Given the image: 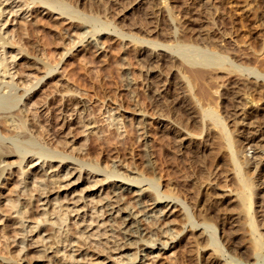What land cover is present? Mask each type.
<instances>
[{"label": "rangeland", "instance_id": "obj_1", "mask_svg": "<svg viewBox=\"0 0 264 264\" xmlns=\"http://www.w3.org/2000/svg\"><path fill=\"white\" fill-rule=\"evenodd\" d=\"M1 1H0V4H1ZM65 1L69 4H72L75 7L76 5L79 6L81 0H65ZM72 1H73V3H72ZM167 1L168 2L166 4L161 3L160 8L158 6V8H155L153 11L146 13V9H145L146 3H147L146 0H97V4H99V5L96 4V8L99 6L98 7L99 18H102L101 20H103V21L104 20H111L113 18L112 21H115L119 27L122 26L121 28L124 29V31L126 30L125 32H127V35L125 37H121V35H118V33H116L115 30H107V31L102 30V31H99L96 33H89L90 28L87 27V28H85V30L86 29H89V30H86V32H85L83 27L75 26V24H73V22H71L70 19H66L65 17H63L64 15L63 16L60 14L58 15L57 10L53 11L52 14L46 13L47 9L46 10L43 9L45 7V5H43L44 7H41V9H40V10H44L43 12L34 11V12H36V13L33 12L34 14L33 13L30 14V12H28V14H27L26 12H24L19 16H18L19 13L17 15H13L14 13H9V11H10L9 9H11L12 5H14V4L10 5V4L6 3L7 0H5L2 2L3 5L2 4L0 5V10H1V8L6 7V6H7L6 10H8V11L4 12L3 15L0 16V28H2L1 32H4L5 30H10V31H6L5 36H6V38H8L9 42L12 41L15 43V44L14 43L5 44V46H1L2 48L0 47V54H1V56H4V57H8V56L12 57V55H15V54L18 55L15 58L16 63L18 62V64H16L17 67L12 68L11 71L14 72L16 69H18V71L23 73V76H21L19 79L21 84L25 85V84L29 83L28 81H32V80L36 81V77L43 74L44 66H43V64H41L42 63L41 58L44 57L43 59L46 61H48L47 59H50V60H52L51 62H53V63L56 60L60 61V64L58 65L57 70L54 72L55 73L54 77L51 78V77H49L50 75H45L44 78L42 79V82H41L42 87L40 88L41 92H38L39 97L37 95L33 96V94H31L32 96L30 95V97H29V99H31V100L27 99L28 98L27 97L25 99L26 101H24V103H22L24 109L27 108V111L30 110V111H28V113L31 112L29 114L28 118H31L32 116L37 115V118H39V119H37V121H38L37 123H39L40 125L44 124L40 128L43 129L44 131L48 132V133L46 132V135H47L46 137L48 138V140H50L51 145L61 146L65 151L70 152V153H72L78 157L83 158V160H85L88 163L98 164L101 167L103 166L102 168L105 170H114L115 169L116 172L118 170L119 172H123L125 175L127 174L129 176H131V175L136 176V175L141 174L145 178H147V177L150 179L153 178L156 185H158V182H159L158 189L160 191L169 190L174 194H180L181 195L180 198L183 201H185L186 208L182 207L181 203L178 205L177 204L173 205L171 207L172 202L169 203L170 205L169 204L165 205L168 201L164 202V200L167 198H163L162 203L164 202L163 203L164 206H160L161 210L158 207L152 208L154 196L152 194L153 189H152V187L149 186V181H151V180H145L144 182L137 184L136 182L129 181V179H123L122 176L121 177L112 176V177L105 179L103 181L100 180L101 182H97V180L99 181V179L104 178L106 173L104 171H98V172H94L93 173L94 175H93L92 172L90 173L88 171V168L86 170L82 171L81 177L84 176L85 178L82 177L79 181H77V180L74 181L77 178L78 174H76V177L71 176L70 179L65 181V182L60 180V177L58 178V176L55 175V176H57V179L54 178L55 180H53L52 183L50 182V187H55V189L54 188L52 189L53 192L54 191L55 192L50 194V199H51L50 202H52V207L55 205L60 207L63 204V206L61 208L62 210L60 209L61 211L59 210L60 212H58V216L60 215L59 217H61V218L58 219L59 225L56 228L59 230H57L55 228L52 229L50 227L51 224L43 225L42 227L43 228L46 227V228L42 231V235L45 236L47 231H51V229H52L53 235L52 234L51 235L56 240L62 239V241H63L62 243L60 242L59 244H54L55 249H59V248L62 249V251H60L61 253L59 255L62 254L64 256L63 252L64 253L69 252L67 249L66 250L64 249V247L67 244V242L69 241V239L72 238V239L76 240L77 239V238H75L76 234L78 235V233H87L88 234V236L86 237L87 240H85L84 243H85L86 247H88L85 250L88 254L86 253L87 254L86 257L84 256L83 261L85 263L82 262V264L83 263L84 264H86V263H88V264H126V263H129V264H131V263L132 264H204V261L207 259L206 257H208L210 255L208 253H210L212 251V248H213L212 246H210V245L209 246H203V245H199L197 242H193L192 245L189 246L186 250L183 247L185 238L193 237V235L194 236L199 235L202 232V229H199V228H201L203 225L198 226L197 228L189 225L188 222L185 225V223L188 219V216L191 217L193 220H196V221L198 218H200V212H201L200 209L202 208L201 207L202 205L200 202H198L200 200L197 199L196 194H198V193H196L195 190L197 192L199 191V194H198L199 196L201 195V193L202 194L206 193V195H207V192L209 193L211 189H217V191H219V193L225 194L226 197L230 196L231 194L232 195L234 194L233 192L230 191L231 188L229 186H227V187L223 186L222 187V185H221L222 182L223 183L229 182V180L232 179V176L234 175L233 171L228 169L229 171L226 170L227 171L226 172L225 169L221 168L222 166L220 168L216 167L219 165L215 161H213L214 163L212 164V162H210L209 160L207 161L204 158L205 153L206 154H207V152L210 153L209 151L211 150V147H212L211 145H209L210 142L212 143V141H211L212 135L211 134H213V132L215 131L216 128L212 127L213 125H211L210 126L211 131L209 130L207 132L205 129V131H203L201 133V132H197V131H200L199 129H196L194 131V129L189 128L190 127L189 126L188 128L190 129V131L192 130L190 132L189 129L186 128L188 126V125H186V123H184L185 125L184 124L179 125V123H177V122L171 123L172 118L173 117L175 118L176 115L183 113L182 111H185L186 110L185 108H187V110L185 111L187 113L188 108H189V106H191V103H192V101L190 100L191 103H190V105H188V107H186V104L183 105V103H181V105H179L180 103H178V104L175 103L177 100L175 98L178 95L177 91L178 90L180 91L181 90L180 88L184 89L188 86L186 88V90H188V91H186L187 95L192 96L193 94H191V91H190V84L185 80V78H183V76H181V74H179V73L175 74L176 70H173L169 67H165L166 64L165 65L160 64L161 63L160 60H159L160 63L157 62L158 60L153 62L154 61L153 59L150 61V60H148V57H146V55L150 56V54L157 53L158 51H163L162 49H166V48L162 45H158L157 47H153L148 42L141 43L142 46H141V44L136 46V44L133 43V41H130L132 39V37L129 36L130 29L132 30L131 33L133 32V30L136 32L138 31L143 36L146 35L147 38H149V37L153 38L154 37V39H155V37L158 38V35H159V38L164 37V39H162V40L159 39V41L161 40L164 42H170V40L173 38L171 36H173L175 34H176V36H178V34L181 31L183 32V29L185 28V26L187 27L188 32L190 31V34L192 33L191 31L193 29H195V30H193V33H195L196 35L200 34V29H203L202 26L205 23L203 24V21L198 19L197 14L193 13V11L191 13L187 12L188 7H189V9L191 8L190 7L191 5L188 6V4L195 2V0H167ZM89 3H90V0H89ZM175 3L178 4V7H175L173 9V13H172V11H168V9ZM33 4L34 3H31L29 8H31L33 6ZM100 5H102V7H100ZM234 5L235 6H234L233 12H236V13H234V15H236L235 16L236 21L239 22V26L237 27L239 29V32H241L242 34L248 32L252 36H253V34H255V35L258 34L261 36L259 38L261 40H263L264 39V35H263L264 29H262V28H264V23H263L264 22V16H262V15H264L263 14L264 11L260 12L259 14H257L258 13L257 12L255 14L256 16L250 12L251 16L254 17V19H253L250 16V18L252 19V20H250V18L247 19V17H246L247 13L244 14L245 12L243 11V8H240L236 4H234ZM8 6H9V8H8ZM82 6L83 5H81V7ZM229 6H231V5L229 4ZM88 7H90V5H88ZM235 7H236V9H235ZM100 9L102 10V12L100 11ZM122 9H123V11H122ZM185 9H186V11H185ZM181 10H183V11L181 12ZM170 13H171V16H173V17L175 16L174 20H171ZM135 14L137 16H135ZM217 14H218V12H217ZM244 15H245V17H244ZM257 15H258V17H257ZM167 16H168L170 23L172 22L171 26L172 25H174L175 27L177 26L175 29L173 28L174 26L171 27V30H169V32H167V30L164 27L163 21L165 19L164 18H163L164 20L162 19V17L166 18ZM260 17H261V19H259ZM7 18L9 20L4 25L5 20L7 21ZM115 18L116 19L118 18V19L116 20ZM137 18H138V20H137ZM244 18L248 21L246 22V20ZM258 19L262 20V21H259ZM20 20H22V22ZM228 20H230V19H228ZM129 21H131L132 23ZM20 22H21V24H19ZM159 22L161 23V25ZM184 22H186V24H184L185 26L182 27L183 25H181V24ZM22 23H24V24H22ZM249 23H251V25ZM217 24L213 25L214 28L211 29V32H213L214 30H217L214 32L223 33L224 27H222L223 25L221 24V21L218 20ZM252 24H254V26H252ZM132 26L133 27L138 26V27L133 28ZM230 26H233V25H230ZM241 26H243V27H241ZM251 26H252V28H251ZM203 27H205V25ZM191 28H193V29H191ZM218 28H219V30H218ZM220 28H221V30H220ZM234 28H236V27H233V30H235ZM20 29H22V32L20 31ZM254 29L255 30L257 29V30L255 31ZM16 30H17V32H16ZM173 31H175V32L177 31V32L172 34ZM253 31H255V32H253ZM29 32H30V34H29ZM78 32H79V34H78ZM83 32H84V34H83ZM182 32H181V34H182ZM233 32H235V31H233ZM133 33H135V32H133ZM169 33H170V35H169ZM160 34H161V36H160ZM79 35H81L83 37L85 36V37L81 41H79V39H80ZM230 35L229 36L225 35V37L227 39H229L230 41L232 39L235 40L234 38L237 35V32L232 33V36H230ZM247 35H248V37L250 36L249 34H247ZM71 40H73V42ZM91 40H93L92 43L90 42ZM233 40H232V43L234 42ZM96 42H99L98 44H99V46H101L100 48ZM103 43H104V45H103ZM21 46L24 48L23 52L25 53L26 57L25 56L21 57L22 53H17L18 48ZM69 46H72V49L68 51L67 48H69ZM151 48H153V49H151ZM154 50H155V52H154ZM149 51H150V53H149ZM240 56H241V58H244V57L246 58L245 54H241ZM10 57H8V58H10ZM39 59H40V61H39ZM144 59L146 61L148 60V62L150 61L149 64H147V62L144 61ZM11 60H12L11 58H10V60L8 59L9 62ZM80 60H81V62H80ZM31 63H32V65H31ZM154 63L157 64L159 67L157 65H155ZM160 66L161 67L163 66V67L161 68ZM23 68H24V71H21V70H23ZM165 68H166V70H165ZM150 69L151 70L153 69V70L151 71ZM169 70H171V71H169ZM216 74H219L218 75L219 78L217 77V80L220 79L217 81L216 85H219L220 82H221L220 84H222V81H224V83L222 85L218 86V88L220 87L219 89H216L214 91V90H212L213 89L212 85L214 84L215 88H217V87L215 85L216 78L213 79L214 83L212 82L213 84L210 85V86H212V87H210V89L212 88L211 92L214 91L215 93H211V94H213L211 98H212V100H214L213 101L214 103L217 100L219 102V104H221V105H219L220 106L219 108L223 107L222 110L226 109V110H228V112L230 111L229 113L227 112L230 116L227 113H225L224 110L222 111L223 119L224 118L227 119V120H224L227 128H229V130H231V128H232V132L234 131L233 133H235V135H237L239 139L243 140L242 144L244 146V152H245V153L243 152L244 156H246V157L249 156L248 158H249L250 162H249L248 166L251 168V174L253 176V179L256 182L260 183V185H261L260 188L262 189V188H264V95L261 92V90L259 91V89H260L259 87H262L263 85H261V86L256 85L255 86V88L258 89L259 94L256 93V91H255L254 97H253V93H252V96H251V93H249L253 89L250 91L248 90V92H246L244 90L246 94L243 93L244 91H242V90H241V92H239L240 93L239 97H241V101L239 100L240 99L239 98L235 103L237 104L239 101L238 105H240V104H243L246 102L245 103L246 106H245V104H243L242 106L241 105L240 106L233 105V107L231 106L228 108V106L224 107L223 106L224 104H222V102L225 101V97H224V95L221 94V92H224L226 90L225 88H228V86L230 85V84L228 85V83H229L228 81H230L231 84H233V86L238 85V84L241 86V82L243 80L241 77L238 78V76L228 77L229 75L226 76L220 72H217ZM178 76L181 79H179ZM221 76H223L224 79ZM15 77H17V74L15 75ZM213 77H215V76H213ZM226 78H228V79L232 78L231 79L232 81L230 79L227 80ZM7 79H9V78H7ZM127 79H128V81H127ZM46 80L50 81V82L47 84ZM250 80H252V79H250ZM235 81L237 82V84L234 85ZM179 82L182 84L181 86H180ZM41 83H40V85H41ZM248 83H249V85H252V86L255 85L249 81H248ZM64 84H67V86H70L73 91L72 90L71 91L65 90L66 92H64V90L60 91L61 87L63 88L62 85H64ZM183 85H185L186 87ZM64 86H66V85H64ZM229 87H232V85H230ZM173 88H175V89H173ZM53 89H54V91H53ZM55 89L58 91V93L55 92L56 91ZM166 89H167V93H165ZM261 89H264V86ZM105 90L107 91L106 92L107 95L104 92ZM109 90H111L110 92L113 95H109V93H108ZM175 90L177 93L175 92ZM112 91H113V93H112ZM137 91H139L138 92L139 95H137ZM172 91H174V92H172ZM262 91L264 92V90H262ZM53 92H54V94H53ZM40 93L44 97H41V95H39ZM131 93H133V94H131ZM217 93L220 95H218ZM71 95H73V97L75 95L79 96L80 99H82L84 101V107L80 108L78 105H76L77 106L76 107L75 104L73 102H71L72 100H70ZM136 95H137V97H136ZM148 95H150V96H148ZM217 95H218V97H217ZM258 95H259L260 99L258 98ZM180 96H181V94H179L178 99L180 98ZM213 96L214 97L216 96V97L214 98ZM248 96L253 99L252 100L253 102L250 101L251 98H248ZM37 97L38 98L41 97V100H40L41 102L44 101V100H42L43 98H46L47 102H45V101L43 103L40 102V104H41L40 105V104L36 103L37 101H39V99L36 100ZM173 97H175V98H173ZM243 97L248 98V99L246 100ZM256 97L258 98L257 100H256ZM131 98H133V99L131 100ZM141 98H142V100H141ZM153 98H155V99H153ZM137 99H139V100H137ZM152 99H153V101H151ZM172 99H174V101ZM191 99L193 101H195V98L192 97ZM155 100H157V101L155 102ZM162 100H165V101L163 102ZM255 100L257 102H255ZM65 101H67V103ZM138 101H139V103H137ZM143 101L147 104H145ZM160 101H162V102H160ZM166 101H168L169 103ZM187 101H189V100H187ZM247 101H249V102H247ZM141 102H143V103H141ZM25 103H27V104H25ZM153 103H154V105H153ZM156 103H158V104H156ZM161 103L163 105H161ZM165 103H166V105H168V104L170 105L171 103H173V105L175 107L177 106V108L179 105V108L178 109L176 108V110L172 109V111L169 110L170 113H172V116H170L171 114L169 113L168 109H164L162 111V107L165 106L164 105ZM144 105H145V107H144ZM158 105H160L161 107L159 106L160 108H157ZM192 105H195V104L192 103ZM146 106H148V107H146ZM155 106H156V108H155ZM141 107H144V108H141ZM183 107H184V109L182 110ZM153 108L158 109V110L154 111ZM141 109L144 111H140ZM159 109L161 111H159ZM246 109H248V110H246ZM37 110H39V111H37ZM55 110H57V111H55ZM34 111H35V113H34ZM145 111H146V113H145ZM147 111H148V113H147ZM176 111L177 112L179 111V113H176ZM190 111L191 110L189 109V112ZM55 112L57 114H59V118H57V119L55 118L57 121L55 119H53L54 117L52 115H50L53 113L55 115L56 114ZM162 112H163V114H162L163 117L160 115ZM164 112H165V114H164ZM185 112L183 113V115L185 114ZM166 113L168 115L167 116L168 119H167V117H164V116H166ZM175 113H176V115H175ZM223 113H224V115H223ZM39 114H41V115L39 116ZM185 115H184V117H185ZM49 116H50V118H49ZM226 117H228V118H226ZM177 119H178V117L176 118V120ZM44 120H46V122L48 121L49 123L44 122ZM54 121H56L55 124H54ZM28 123L29 122L27 121V124ZM175 124L177 125V127ZM60 127H61V129H60ZM173 127H174V129H173ZM132 128L134 129V131H135L134 133L136 136L138 133L142 132V134H141V136L133 137V138H136V141L134 140L133 143L130 144L131 146L127 147V149L125 150L123 144L127 143L126 142L127 137L130 136V134L133 130ZM143 128H144L145 132H143ZM57 129L59 130V133L56 132V134H55V131H57ZM130 130H131V132H130ZM136 131H139V132H136ZM138 135H140V134H138ZM165 135H167V137H165ZM170 135L172 136V139H171ZM206 136H207V138H206ZM107 137H110L111 138V139L109 138L110 141H112L113 143L116 144L115 145L111 142L112 145H110L109 146L110 148H108V149H112V150H108V149L103 150L104 146H102V145L106 144V142L108 140ZM160 137H161V139H160ZM164 138H166L167 141ZM169 139H171V141ZM204 139H205V141H203ZM206 139L209 141H207ZM59 140L60 141L63 140V142L61 141L62 144H60ZM168 141H170V142H168ZM198 142H200V143H198ZM63 143H64V145H63ZM205 144H206V147H205ZM91 145H95V146H92L95 148V150L92 153H88L87 150ZM119 146H120V150L118 148ZM197 147H199L200 149L199 148L197 149ZM206 148H208V149H206ZM203 149H206V150H203ZM202 150H203V152L205 151L203 154L204 157L202 160L204 162L206 161L205 162L206 164H203V162L201 160L202 153H203ZM146 152H149L150 154L147 153V154H149L147 156ZM196 153H198L199 155ZM196 155L200 156V157H197ZM11 159L15 160L16 157H12ZM147 159H152L150 162H148V164L150 163L151 166L153 165V167L156 168L155 170L158 171V172H156V171L150 172V173H153V175L150 173H148V176H146L147 174L145 175L144 170H145V165L147 163ZM26 161L21 167H24L25 169H27L29 167L27 169L28 172H30L28 175V178H27V180H28L27 183H30L28 185L29 192L34 191L32 194L33 197L30 200V203H32V204H30V206L37 208L38 207L37 205H40L39 203L42 202L41 201L38 203V201L36 200L38 198L37 197L38 196V194H37L38 190L36 189V187H37L36 183H39V182L35 181L38 174H33V170L38 165V162L36 163L35 162L36 160L34 158H29ZM199 161H200V164H199ZM144 163H145V165H144ZM207 163L209 164V166L207 165ZM73 165H75V164H70L71 167H74ZM199 165H202V166H199ZM220 165H221V163H220ZM199 169L203 170L202 172H204V174L203 173H202V175L201 174H198V175L195 174L196 171H197V173L201 172ZM204 169H205V171H204ZM18 170H19V166L16 163H14L10 167V170L8 172L6 171L5 177H7V176H9V177L6 178V180H3V183H1L2 187H0V193L2 194L1 195V197H2L1 201L4 203L7 202V198L10 197V194H11L10 191L14 185L17 184V186H16L17 190H23L24 189V187H22L24 184H22V185L19 184V180H21L23 175H21ZM54 170H55V168H51V169L48 168L49 172H53L52 174L55 173ZM63 171L65 172V170H63ZM63 171H62V173H63ZM221 171H222V173H221ZM20 175H21V177H20ZM85 175L87 176V178ZM204 175L207 176V178ZM208 175H209V177H208ZM157 176H160L161 178L160 177L158 178ZM199 176H203L204 178L202 177L203 179H201V177H199ZM195 177H196V179H195ZM92 179H94L95 182ZM226 179H228V180H226ZM68 182H69V184H68ZM96 182H97V184H94ZM207 182H208V184H207ZM219 182H221L220 185H219ZM70 183H72V184H70ZM91 183H93V184H91ZM128 183L133 184V185L130 186V184H128ZM18 184H19V186H18ZM59 184H61V186L62 185L63 186L60 187V186H58ZM134 184L136 186H134ZM117 185H119L120 188L123 187L122 190ZM140 186H142L143 188H146V190L149 189V192L151 190V192H150L151 194L148 191H146V193L148 192L149 194L148 193L147 194L146 193L141 194L143 191L142 192L139 191ZM196 186H198L199 189ZM209 187H210V189H209ZM56 188H57V190H56ZM7 189H9V190H7ZM111 190H113V191H111ZM115 190H117V191H115ZM136 190L139 191L140 193L137 192ZM126 191H128V192H126ZM180 191L182 192V194L180 193ZM7 192H8V195H7ZM112 192H114V193H112ZM115 192L117 193L116 195H115ZM118 192H119V194H118ZM136 192H137V194H136ZM82 195H86V196L85 197L83 196L84 197L83 198ZM149 195H151V196H149ZM199 196H198V198H199ZM78 197L79 198L82 197L81 201H77L78 203L76 202V205H75L72 202L73 201L75 202V200H77ZM106 197H108V199ZM116 197H119V198H116ZM66 199H69V201L70 200L71 201L66 202L65 201ZM115 199L118 201L120 199V202H118V201L116 202ZM196 199L198 201L195 202ZM256 199H257V196H256L255 201H254V208L259 210L260 215L264 214L263 209H261L262 205L259 204V202L257 203ZM53 200L55 201L54 203H53ZM97 200H98V202L101 201L99 203L100 205L97 204ZM27 201H29V200H26V203H27ZM138 201H140V202L138 203ZM144 201H146L147 203H145ZM151 201H152V203H151ZM55 203H57L58 205ZM109 203H110V205H109ZM111 203H113L112 204L113 208H111L112 207ZM128 203H129V205H128ZM137 203L139 205H137ZM71 204H73V205H71ZM107 204H108L109 208L107 207ZM131 204L134 207L135 206L136 207L134 208ZM94 205L95 206L97 205L95 207L96 210L94 208ZM127 205L129 207L130 206L131 207L129 208V207H127ZM66 206H69L71 208L72 207H74V208L78 207V208H80V210H79V212L76 210L71 212V214L68 215L69 218L67 219V221L62 223V216H65L64 212L66 211ZM100 206L103 208V211H101L102 214L106 210H108L107 212H109V213L106 212V214L104 213L105 215L100 214L99 216L102 218H99V216H97V217L95 216L96 215L95 211H97V210L99 211V209L102 210V208ZM122 206L124 207V209L126 211L122 210L123 209ZM39 207H42V206H39ZM141 207L143 209L144 208L146 209V207H147V210L145 211V210L141 209ZM180 207H182V208H180ZM64 208H65V210H63ZM97 208H99V209H97ZM105 208H107V209H105ZM155 208H156V210H155ZM129 209H130V211H129ZM137 209H139V211L143 210L141 212V214H139L140 212L137 213ZM134 212L138 214V216L136 214L137 217L129 218L127 220L122 219L123 217L125 218L126 216L129 217L130 215H128V213H130L132 215L134 214V216H135ZM143 212H144V214H142ZM145 212H148V213H145ZM151 212H152V215L154 214L153 217H150V216H152V215H150ZM154 212H156V213H154ZM90 214L92 215V217ZM98 214H99V212L97 213V215ZM146 214H148L147 217L145 216ZM156 214H157V216H156ZM53 216H55V214ZM93 216H95L97 219L99 218L98 219L99 221L97 219H96L97 221L94 220L95 217H93ZM143 217H144V220H143ZM145 217L147 219H145ZM138 218L139 219L142 218L141 221H139ZM54 219H57V218H53V220ZM131 219H133L134 221ZM83 220H85L87 223ZM92 220L95 221V223L92 224L91 223V222H93ZM146 220H148V221L143 222ZM124 221H125V224L123 223ZM208 221L210 222V220H208ZM231 221H233V220L231 219ZM78 222H80V223H78ZM103 222H105V223H103ZM130 222L131 223L134 222V223L131 224ZM97 223H99L100 227L96 226ZM140 223H141V226L139 225L136 227V225H138ZM87 224L89 226H87ZM100 224H102L103 226ZM129 224H131V225H129ZM84 225H86V226H84ZM144 225H147V226L151 225L154 229L151 228V226H150L151 231L150 230L147 231L149 229V227L144 226ZM154 225L160 226L161 228L157 227V226L155 228ZM133 227H136L137 230H136V228H133ZM63 228H64V230H63ZM132 228L135 229V231H138V233H136L134 230H132ZM145 228H146V231H144ZM193 228H194V230H193ZM68 229H70L69 233H67ZM127 229H128V231H126ZM155 229H157L156 232H155ZM124 230L126 232L133 231L135 233L133 235H129ZM94 231H97V232H94ZM161 231H162V233H161ZM217 231L218 232H216V233L218 235H220L219 229H217ZM103 232L104 233L106 232V233L104 234ZM141 232H143V234H139ZM148 232H150V233H148ZM163 232H164V235H162V236L160 235V238L164 239V240L168 239V241L170 243L166 246L167 249H164L165 251L163 250L161 252L162 254L156 258L155 254L158 252L155 251L154 253H150V251H151L149 249L150 247H147V245L149 244L148 240L150 238V236L148 234H150V235L155 234L156 235L158 233L156 236V237H158L159 233L163 234ZM99 233H101V234H99ZM54 234H57V235H54ZM69 234H71V235H69ZM87 234H85V235L83 234V235L86 236ZM124 234L126 235L125 238H124V236H125ZM135 234H139L140 236L139 235L137 236ZM155 235H154V237H155ZM168 235H169V237L167 238ZM170 235L173 238H171ZM204 235H205V233H204ZM34 236H35V238L37 237L36 235H34ZM66 236H68V237H66ZM99 236H101V237H99ZM148 236H149V238H148ZM174 236H176V238ZM64 237H65V239H63ZM127 237L130 239H128ZM145 238L147 240H145ZM4 239H5V237L3 236V232L0 229V242L4 241ZM55 239L53 241H55ZM67 239H68V241H66ZM137 239L141 240V242H139V240H137ZM143 239H144V241H143ZM10 240L13 243L12 244L13 248H18V246L20 244V243L18 244V242L20 241L19 235L17 237L12 235ZM90 240H91V242H90ZM125 240H127V241L133 240L134 242L130 241L133 243H132V246L131 245L129 246L128 244L130 242L129 241L127 242ZM82 241H84V237H83ZM142 242H144L146 245ZM93 243H94V245H93ZM99 243L101 245H99ZM117 243H119V244H117ZM40 244H41V242L36 243V245L34 243L33 246H36V247L31 248L28 251L29 254H28L27 259H28V261L30 260L29 264H49L48 261L46 260V259H48V256L46 258L45 257L41 258V256H39L40 254L37 253V252H39L38 249L42 247V245H40ZM140 244L142 246H140ZM87 245H89V246H87ZM91 245L93 247H91ZM158 245L161 246V244H156L155 247ZM100 246H103V247H100ZM117 246H118V249H117ZM136 246H138L141 249H139ZM69 247L70 246H68V248ZM119 247H120V249H119ZM101 248H102V251H101ZM142 248H143V250H142ZM137 249L140 251H138ZM94 251H101V254L103 252L104 253H103V255L99 256L98 254H94ZM135 252L137 254L139 253L138 255H140L139 257H137V259L134 258V257H136V256H134ZM33 254H35V255H33ZM104 254H106L107 256ZM124 254H125V256H124ZM147 254H149V255L147 256ZM150 254H152V255H150ZM226 254L228 255L227 252H226ZM226 254H224L225 257L227 256ZM224 255H222L221 257L225 258ZM87 256H88V258H87ZM90 256H91V258H90ZM131 256L133 257L134 260L135 259L136 260L134 261L133 259H131ZM128 259H131V260H128ZM90 260L92 261V263H90ZM126 260H128V261H126ZM132 260L134 262H132ZM26 263H27V261H26Z\"/></svg>", "mask_w": 264, "mask_h": 264}, {"label": "bare ground", "instance_id": "obj_2", "mask_svg": "<svg viewBox=\"0 0 264 264\" xmlns=\"http://www.w3.org/2000/svg\"><path fill=\"white\" fill-rule=\"evenodd\" d=\"M1 1V0H0ZM5 0L1 1L2 2ZM146 13L147 12H151L153 11L155 8H160V4L164 3L166 4L168 1L167 0H146ZM162 1V2H161ZM70 2V1H69ZM87 2V3H86ZM176 2V1H175ZM187 2V1H186ZM8 4L12 5V8L9 9V13H14L13 15H17L18 16L21 15L22 13L26 12L28 14V12L33 13L34 11H40L43 12L44 10H40L41 7H44L43 5H45V7L43 9H47L48 14H52L53 11L57 10L58 11V15H64L63 17H65L66 19H70L71 22H73V24H75V26L77 27H83L84 30L85 28H90L89 33H96L102 30H115L116 33H118V35H121V37H125L127 35V32L124 31V29H122V26H118V24H116L115 21L111 20H101L102 18H99V13H98V7L96 8V4H97V0H81L79 6L76 5L75 7L72 4L67 3L65 0H7ZM34 3L33 6L31 8H29L30 4ZM71 3V2H70ZM73 3V1H72ZM0 4V5H1ZM86 4V5H85ZM229 4L231 6H229ZM234 4H236L237 6H239L240 8H243V11L245 12L244 14H246L247 19L250 18L251 13H253L254 15L257 13L259 14L260 12L264 11V0H195V2H192L190 4H188V6H190L191 8L189 9L188 7V13H191L193 11V13L197 14V18L200 19L201 21H203V24L205 25V27L202 26L203 29H200V36L196 35L195 33H193V29L190 34V31L188 32L187 27L184 25L186 24V22L184 23H180L181 25H183L182 27L185 26V28L183 29V32L181 34V32L178 34V36L173 35L171 37H173L170 42H164L161 41L163 38H158L154 37L153 38H147V36H143L141 33H139L138 31H134L135 33H131V29H130V33L129 36L132 37V39L130 41H133V43L137 45L144 43V42H148L150 43L153 47H157L158 45H162L164 46L166 49H162L163 51H158L157 53H153L150 54V56L148 57V60H154L153 62H155L156 60H158L157 62H159V60L161 61L160 64H166L165 67H169L173 70H176L175 74H181V76H183V78H185V80L190 84V91L191 94H193L192 96L187 95L188 90H186V88L177 91L175 90V92L178 94H176V102L175 103H180L179 105H181V103L186 104V107H188V105H190L191 101L193 104L191 103V106H189L188 108V112L186 113L185 111L187 110V108H185V111H182L184 109V107L182 108V112H185V117L183 115V113L176 115V113H179V111L175 113L176 117L172 118V122L171 123H179V125L186 123V125H188L186 128H192L194 129V131L196 129H199L200 131L197 132H203L206 131L208 132L211 128L210 126L213 125L212 127H215V133L213 132L212 135V143L209 145H211V150L209 151L210 153L207 152V154L205 153V157H204V152L203 149L202 150V158H205V160H209L210 162H212V164L214 163L213 161H215L216 163H218L219 166H215L222 169L228 170L230 169L231 171H233V176L232 179L229 180V182H222V187L223 186H229L231 188V192H233L234 194L227 196L225 194L219 193V191H217V189H211L210 192L208 193L207 191V195L206 193L202 194L199 196V191L197 192L195 190L197 195V199H199L200 201H198L197 199L195 200L201 203V212H200V218L196 220H193L191 217L188 216V219L185 223V225L187 224V222L189 223V225L193 226V227H198L203 225L201 228L202 232L199 235H193V237H187L184 239V244L183 247L186 250L189 246L192 245L193 242H197L199 245H203V246H212V251L208 254H210L208 257H206L207 259L204 261V264H264V214H259V210L254 208V201L255 198L257 196L256 202L262 205L263 211H264V188H260L261 185L259 182H256L253 179V176L251 174V168L248 166L250 160H249V156L246 157L244 156V146H243V140L239 139L237 135H235V133L232 132V128L231 130H229V128H227L226 123L224 120L227 119H223L222 116V111L224 110L225 113L228 112V110L219 108L221 104H219V102L216 100V102L214 103L212 100V95L211 93H215L214 91L216 89H219L218 86L222 85L224 83V81H222V84L219 83V85L217 84V77L219 78V74H216L217 72H220L228 77L231 76H238L242 78V82H241V86L235 85L237 84V80L235 81L234 85L231 84L230 81H226L228 83V85H232V87L225 88L226 90L224 92H221L222 95H224L225 97V101L222 102V104H224L223 106L226 107H233V105H238V103L236 104L235 102L239 99L241 101V97H239V92L242 91H246L248 92V90H252L251 92V96L253 93V97H254V92L256 91V93L259 94L258 89L255 88L256 85L264 86V39L261 40L259 37H261L260 35H255L253 34L250 35V33L246 32V33H241L239 32V29L237 28L239 26V22L236 21L234 13ZM3 5V4H2ZM81 5H83L81 7ZM88 5H90V7H88ZM99 5V4H97ZM26 6V7H25ZM126 6V5H125ZM183 6V5H182ZM16 9H15V8ZM100 7H102V5H100ZM165 7V6H164ZM175 7H178V4H173L168 11H172L173 13V9ZM9 8V6H8ZM108 8V7H107ZM127 8V7H126ZM6 7L1 8L0 10V16L4 14V12L8 11L6 10ZM102 9V8H101ZM100 9V11L102 12V10ZM236 9V7H235ZM104 10V9H103ZM142 10V9H141ZM123 11V9H122ZM183 10H181L182 12ZM186 11V9H185ZM121 12V11H120ZM218 12V14H217ZM251 12V13H250ZM36 13V12H34ZM33 13V14H34ZM38 13V12H37ZM145 13V12H144ZM6 14V13H5ZM29 14V15H30ZM155 14V13H154ZM264 14V13H263ZM146 15V14H145ZM166 15V14H165ZM164 15V16H165ZM174 15V14H173ZM25 16V15H24ZM34 16V15H33ZM132 16V15H131ZM135 16H137L135 14ZM150 16V15H149ZM163 16V15H162ZM180 16V15H179ZM184 16V15H183ZM256 16V15H255ZM264 16V15H262ZM62 17V18H63ZM139 17V16H138ZM192 17V16H191ZM245 17V15H244ZM258 17V15H257ZM4 18V17H3ZM25 18V17H24ZM59 18V17H58ZM143 18V17H142ZM165 20H164V19ZM170 18L171 20L175 19V16H171L170 13ZM177 18V17H176ZM181 18V17H180ZM183 18V17H182ZM251 18L254 19L253 16H251ZM250 18V20H252ZM116 19V18H115ZM118 19V18H117ZM116 19V20H117ZM144 19V18H143ZM162 19L164 20V27L167 30V32H169V30H171V27H173L174 25L171 26L172 22L170 23L168 16L162 17ZM188 19V18H187ZM230 19V20H228ZM245 19V18H244ZM256 19V18H255ZM261 19V17L259 18ZM258 19V20H259ZM263 19V18H262ZM8 18L7 21L5 20L4 25L6 24V22H8ZM138 20V18H137ZM141 20V19H140ZM179 20V19H178ZM181 20V19H180ZM218 20L221 21V24L223 25L222 27H224L223 33H217L214 31L211 32V29L214 28L213 25L218 23ZM246 20V19H245ZM22 22V20H20ZM25 21V20H24ZM145 21V20H144ZM185 21V20H184ZM241 21V20H240ZM248 20H246L247 22ZM262 21V20H259ZM258 21V22H259ZM21 22L19 24H21ZM29 22V21H28ZM123 22V21H122ZM131 22V21H129ZM169 22V23H168ZM217 22V23H216ZM255 22V21H254ZM12 23V22H11ZM25 23V22H24ZM22 23V24H24ZM70 23V22H69ZM132 23V22H131ZM160 23V22H159ZM253 23V22H252ZM260 23V22H259ZM264 23V22H263ZM18 24V25H19ZM124 24V23H123ZM136 24V23H135ZM143 24V23H142ZM251 25V23H249ZM121 25V24H120ZM134 25V24H133ZM161 25V23H160ZM190 25V24H189ZM200 25V24H199ZM218 25V24H217ZM233 25V26H230ZM241 25V24H240ZM257 25V24H256ZM3 26V25H2ZM1 26V27H2ZM128 26V25H127ZM221 26V25H220ZM249 26V25H248ZM252 26H254V24H252ZM251 26V28H252ZM21 27V26H20ZM19 27V28H20ZM133 27V26H132ZM138 26H134L133 28H136ZM141 27V26H140ZM161 27V26H160ZM177 27V26H176ZM175 26L173 27L174 29L176 28ZM191 27V26H190ZM201 27V26H200ZM233 27L235 30H233ZM243 27V26H241ZM250 27V26H249ZM124 28V27H123ZM132 28V29H133ZM146 28V27H145ZM254 28V27H253ZM258 28V27H257ZM0 28V47L1 46H5V44H11L14 42H9L8 38H6L5 34L6 31H10V30H5L4 32H1ZM28 29V28H27ZM31 29V28H30ZM33 29V28H32ZM164 29V30H165ZM179 29V28H178ZM181 29V28H180ZM189 29V28H188ZM216 29V28H215ZM261 29V28H260ZM264 29V28H262ZM18 30V29H17ZM16 30V32H17ZM83 30V31H84ZM89 30V29H86ZM85 30V32H86ZM148 30V29H147ZM199 30V29H198ZM202 30V31H201ZM219 30V28H218ZM221 30V28H220ZM255 30V29H254ZM257 30V29H256ZM255 30V31H256ZM20 31L22 32V29H20ZM31 31V30H30ZM155 31V30H154ZM237 32V35L235 36V40H233L234 42L232 43V40L230 41L229 39H227L225 37V35H230L232 36V33ZM253 31V32H255ZM260 31V30H259ZM19 32V31H18ZM72 32V31H71ZM70 32V33H71ZM156 32V31H155ZM154 32V33H155ZM171 32V31H170ZM177 32V31H176ZM175 31L172 32V34L176 33ZM222 32V31H221ZM158 33V32H157ZM165 33V32H164ZM25 34V33H24ZM30 34V32H29ZM79 34V32H78ZM84 34V32H83ZM249 34L250 36L248 37ZM69 35V34H68ZM71 35V34H70ZM77 35V34H76ZM156 35V36H157ZM164 35V34H163ZM170 35V33H169ZM263 35H264V31H263ZM80 39L79 41H81L84 37L79 35ZM151 36V35H150ZM161 36V34H160ZM10 37V36H9ZM232 38V37H231ZM159 39H161L159 41ZM169 39V38H168ZM252 39V40H251ZM74 40V39H73ZM73 40H71L73 42ZM93 40H91L90 42L92 43ZM98 41V40H97ZM166 41V40H165ZM75 42V41H74ZM248 42V43H247ZM95 43V42H94ZM97 44L99 42H96ZM15 44V43H14ZM74 44V43H73ZM87 44V43H86ZM101 44V43H100ZM236 44V45H235ZM96 45V44H95ZM104 45V43H103ZM102 45V46H103ZM99 46V44H98ZM97 46V47H98ZM135 46V45H134ZM142 46V44H141ZM101 46H99L100 48ZM139 47V46H138ZM2 48V47H1ZM142 48V47H141ZM147 48V47H146ZM72 46H69V48H67V50H71ZM150 49V48H149ZM153 49V48H151ZM24 48L21 46L18 48V52L17 53H22L21 57H26L25 53L23 52ZM142 50V49H141ZM260 50V51H259ZM152 51V50H151ZM155 52V50H154ZM150 53V51H149ZM148 53V54H149ZM152 53V52H151ZM241 54H245L246 58H241ZM18 55H12V57H10L12 60L9 62L8 59L10 60V58L8 57H4L1 56L0 54V187H2L1 183H3V180H6V178H8L9 176L5 177L6 171L8 172L10 170V167L16 163L19 166V173L22 176L21 180H19V184L22 185L24 184L22 187H24L23 190H17V184L16 185H12L11 187V191H10V197L7 198V202H2L1 201V193H0V229L3 232V236L5 237L4 241L0 242V264H29L30 260L28 261V251L31 248H34L36 246H33L34 243L36 245V243L41 242L40 245H42L41 248H39V253L41 256V258L43 257H47L48 259H46L48 261L49 264H82L83 258L84 256L86 257V255L88 254L85 250L88 248L85 245V240H87V233H78V235H75V238H77L76 240L70 238L69 241L68 239L66 241L67 244L65 245L64 249L68 250L69 252H63L64 256L59 255L62 251V249H55V245L54 244H59L60 242L62 243V239L60 240H56L52 235H53V228L57 229L56 227L59 225V217L58 216V212H60L62 209V206L58 207V206H53L52 207V202L50 199V194L54 193L53 192V188L55 189V187H50V182L52 183L53 180L57 179L60 177V180L62 181H67L70 179L71 176H75L77 175V178L74 181H79L82 177V171L86 170L88 168V171L92 174L94 172H98V171H104L106 174L104 176V178L99 179V181L97 180V182H101L105 179H108L112 176H119V177H123V179H129V181L131 182H136L137 184H140L142 182H144L145 180H151L149 181V186L152 187V194L154 196V200H153V206L154 207H158L160 209V206H164V202L168 201L165 205H168L170 202H172V205H178V204H182V207L186 208L185 205V201H183L180 198V194H174L169 190H163L160 191L158 189L159 187V182L158 185H156V183L154 182V179H150V178H145L144 176L140 175H136V176H129V175H125L123 172H119L117 170V172L114 170H105L103 169L101 166H99L98 164H93V163H88L85 160H83V158L78 157L70 152L65 151L61 146H53L51 145L50 140H48V138L46 137V132L43 129H41L40 127L43 126L44 124H39L37 123V115L34 116H30L27 111V108L24 109L23 104L24 101H26L25 99H29L30 95L33 94V96H38V92L40 91V88L42 87V79L44 78L45 75H50L49 77L53 78L54 77V72L57 70L58 65L60 64L59 60H56L54 63L51 62L52 60L47 59L48 61L44 60L43 58H41L43 66H44V72L42 75L37 76L36 77V81L32 80V81H28V84H21L19 79L21 76H23V73H21L20 71H18V69H16L14 72H12V68L17 67L16 64H18V62L16 63V57ZM145 56V55H144ZM244 56V55H243ZM42 57V56H41ZM239 57V58H238ZM37 59V58H36ZM147 59V58H146ZM50 60V61H49ZM148 60L146 61L144 59V61L147 62V64H149ZM34 61V60H33ZM36 61V60H35ZM40 61V59H39ZM38 61V62H39ZM89 61V60H88ZM81 62V60H80ZM84 62V61H83ZM86 62V61H85ZM143 62V61H142ZM145 62V63H146ZM156 62V63H157ZM132 63V62H131ZM152 63V62H151ZM150 63V64H151ZM253 63V64H252ZM34 64V63H33ZM82 64V63H81ZM155 64V63H154ZM253 66H252V65ZM21 65V64H20ZM26 65V64H25ZM32 65V63H31ZM157 65V64H155ZM84 66V65H83ZM151 66V65H150ZM158 66V65H157ZM156 66V67H157ZM152 67V66H151ZM159 67V66H158ZM161 67V66H160ZM163 67V66H162ZM161 67V68H162ZM22 68V67H21ZM149 68V67H148ZM153 68V67H152ZM21 70V69H20ZM151 70V69H150ZM153 70V69H152ZM151 70V71H152ZM166 70V68H165ZM178 70V71H177ZM24 71V68L23 70ZM171 71V70H169ZM62 72V71H61ZM60 72V73H61ZM22 75H21V74ZM173 73V72H172ZM17 74V77H15V75ZM174 74V73H173ZM215 74V75H214ZM26 75V74H25ZM180 76V75H179ZM178 76V77H179ZM180 76V77H181ZM215 76V77H213ZM129 77V76H128ZM179 77V79H181ZM223 78V76H221ZM225 77V76H224ZM9 78V79H7ZM216 78V87L214 86V82L213 79ZM234 78V77H233ZM236 78V77H235ZM22 79V78H21ZM224 79V78H223ZM222 79V80H223ZM227 80H229L228 78H226ZM232 79V78H231ZM230 79V80H231ZM252 79V80H250ZM28 80V79H27ZM47 81V80H46ZM128 81V79H127ZM131 81V80H130ZM180 81V80H179ZM232 81V80H231ZM249 82H252L253 84H255L254 86L249 85ZM50 81H47V84ZM186 82V83H187ZM213 82V83H212ZM225 82V83H226ZM23 83V82H22ZM41 83V85H40ZM178 83V82H177ZM176 83V84H177ZM211 83V84H210ZM180 86L182 85L179 82ZM184 84V83H183ZM213 84V85H212ZM23 85V86H22ZM40 85V86H39ZM56 85V84H55ZM66 85V86H64ZM62 85L63 88L61 87V90H64V92L66 91H71V87L67 86V84ZM213 86L214 90L213 92H211L212 90L210 89V86ZM226 85V84H225ZM262 86V87H263ZM54 87V86H53ZM262 87H259V91L261 90V92L264 95V92L261 89ZM55 88V87H54ZM215 88V89H214ZM36 89V90H35ZM169 89V88H168ZM175 89V88H173ZM172 89V90H173ZM56 90V89H55ZM66 90V91H65ZM222 90V89H221ZM52 91V90H51ZM54 91V89H53ZM73 91V90H72ZM111 90L108 91L109 95H113L110 92ZM132 91V90H131ZM135 91V90H134ZM158 91V90H157ZM220 91V90H219ZM245 91L243 93H245ZM55 92L58 93V91L56 90ZM105 93L107 92L106 90L104 91ZM133 92V91H132ZM139 91H137V95H139L138 93ZM169 92V91H168ZM174 92V91H172ZM51 93V92H50ZM113 93V91H112ZM134 93V92H133ZM131 93V94H133ZM155 93V92H154ZM153 93V94H154ZM167 93V89L166 92ZM190 93V92H189ZM188 93V94H189ZM54 94V92H53ZM170 94V93H169ZM174 94V93H173ZM179 94H181L180 98L178 99ZM218 94V93H217ZM246 94V93H245ZM261 94V93H260ZM39 95L42 96V94L40 93ZM107 95V93H106ZM128 95V94H127ZM130 95V94H129ZM135 95V94H134ZM136 95V97H137ZM161 95V94H160ZM175 95V94H174ZM220 95V94H218ZM217 95V97H218ZM243 95V94H242ZM248 95V94H247ZM262 95V96H263ZM32 96V95H31ZM150 96V95H148ZM173 96V95H172ZM189 96V97H188ZM256 96V95H255ZM39 97V96H38ZM36 98V100L39 99V101H37L36 103L40 104V98ZM46 97V96H45ZM105 97V96H104ZM153 97V96H152ZM151 97V98H152ZM195 98V101H193L191 98ZM214 97V96H213ZM216 97V96H215ZM214 97V98H215ZM220 97V96H219ZM223 97V98H224ZM130 98V97H129ZM156 98V97H155ZM153 98V99H155ZM158 98V97H157ZM166 98V97H165ZM244 98V97H243ZM242 98V99H243ZM248 98H251L248 96ZM248 98H244V99H248ZM259 98V95H258ZM256 97V100L258 99ZM62 99V98H61ZM106 99V98H105ZM133 98H131L132 100ZM136 99V98H135ZM153 99L151 101H153ZM189 101H187V100ZM219 99V98H218ZM243 99V100H244ZM260 99V98H259ZM31 100V99H29ZM42 100H44L45 102H47L46 98H43ZM70 100H72L71 102H73L76 105H78L80 108L84 107V101L82 99H80L79 96L75 95L73 97V95H71ZM69 100V101H70ZM126 100V99H125ZM139 100V99H137ZM142 100V98H141ZM174 101V99H172ZM191 100V101H190ZM221 100V99H220ZM242 100V101H243ZM250 100V99H249ZM253 99L251 98L250 101H252ZM255 100V102H257ZM23 101V102H22ZM43 101V102H44ZM129 101V100H128ZM157 100H155L156 102ZM159 101V100H158ZM163 102L165 100H162ZM160 101V102H162ZM41 102V103H43ZM67 103V101H65ZM70 102V103H71ZM126 102V101H125ZM131 102V101H130ZM136 102V101H135ZM144 102V101H143ZM141 102V103H143ZM168 102V101H166ZM172 102V101H171ZM249 102V101H247ZM253 102V101H252ZM139 103V101L137 102ZM145 103V102H144ZM151 103V102H150ZM169 103V102H168ZM174 103V104H175ZM221 103V102H220ZM235 103V104H234ZM243 103V102H242ZM246 103V102H245ZM243 103V104H245ZM27 104V103H25ZM37 104V105H38ZM45 104V103H44ZM51 104V103H50ZM147 104V103H145ZM158 104V103H156ZM176 104V105H177ZM243 104H240L241 106ZM41 105V104H40ZM54 105V104H53ZM57 105V104H56ZM55 105V106H56ZM60 105V104H59ZM65 105V104H64ZM71 105V104H70ZM121 105V104H120ZM143 105V104H142ZM154 105V103H153ZM161 105H163L161 103ZM165 106L162 107V111L164 109H168V111H172L176 110L177 106L175 107L173 105V103H171L170 105H166V103L164 104ZM178 105V108H179ZM182 105V106H183ZM238 105V106H240ZM27 106V105H26ZM160 105H158L157 108ZM216 106V107H215ZM246 106V104H245ZM62 107V106H61ZM67 107V106H66ZM77 107V106H76ZM140 107V106H139ZM145 107V105H144ZM141 107V108H144ZM148 107V106H146ZM152 107V106H151ZM156 108V106H155ZM177 108V109H178ZM181 108V107H180ZM29 109V108H28ZM38 109V108H37ZM50 109V108H49ZM58 109V108H57ZM189 109L191 110L189 112ZM251 109V108H250ZM153 110L157 111L158 109H154ZM248 110V109H246ZM39 111V110H37ZM57 111V110H55ZM140 111H144V110H140ZM159 111H161L159 109ZM166 111V110H165ZM169 111V113H170ZM180 111V112H181ZM167 112V111H166ZM174 112V111H173ZM230 112V111H229ZM228 112V113H229ZM237 112V111H236ZM245 112V111H244ZM35 113V111H34ZM56 113V112H55ZM144 113V112H143ZM146 113V111H145ZM148 113V111H147ZM153 113V112H152ZM158 113V112H157ZM168 113V114H169ZM227 113V114H228ZM257 113V112H256ZM154 114V113H153ZM160 114V113H159ZM163 112L160 114L163 117ZM165 114V112H164ZM171 114V115H170ZM169 115L172 116V113H170ZM255 114V113H254ZM41 114H39L40 116ZM43 115V114H42ZM52 115L54 118L53 119H57L59 118V114H50ZM158 115V114H157ZM174 115V114H173ZM183 115V116H182ZM224 115V113H223ZM229 115V114H228ZM259 115V114H258ZM257 115V116H258ZM44 116V115H43ZM46 116V115H45ZM167 113L166 116L167 117ZM230 116V115H229ZM159 117V116H158ZM178 117V119L176 120V118ZM48 118V117H47ZM50 118V116H49ZM228 118V117H226ZM252 118V117H251ZM259 118V117H258ZM46 119V118H45ZM55 119V120H56ZM161 119V118H160ZM165 119V118H164ZM168 119V117H167ZM263 119V118H262ZM43 120V119H42ZM174 120V121H173ZM252 120V119H251ZM27 121L29 122L27 124ZM57 121V120H56ZM54 121V124L55 122ZM40 122V121H39ZM44 122H46V120H44ZM48 122V121H47ZM46 122V123H47ZM53 122V121H52ZM51 122V123H52ZM41 123V122H40ZM49 123V122H48ZM170 123V122H169ZM176 123V124H177ZM175 124V125H176ZM258 124V123H257ZM40 125V126H39ZM173 125V124H172ZM185 125V124H184ZM52 126V125H51ZM54 126V125H53ZM139 127V126H138ZM177 127V125H176ZM184 127V126H183ZM44 128V127H43ZM52 128V127H51ZM134 128V127H133ZM132 128V129H133ZM140 128V127H139ZM188 128V129H189ZM59 129V128H58ZM55 131L59 133V130ZM147 129V128H146ZM174 129V127H173ZM235 129V128H234ZM136 130V129H135ZM138 130V129H137ZM182 130V129H181ZM237 130V129H236ZM49 131V130H48ZM54 131V130H53ZM63 131V130H62ZM190 131V129H189ZM192 131V130H191ZM190 131V132H191ZM211 131V130H210ZM128 132V131H127ZM131 132V130H130ZM129 132V133H130ZM134 129L132 130L130 136L127 137V140L125 144H123L124 149L126 150L127 147L131 146L130 144L133 143V141H136L135 137V133H134ZM139 132V131H136ZM143 132L144 128H143ZM206 132V133H207ZM48 133V132H47ZM61 134V133H60ZM137 134V133H136ZM140 134V135H138ZM137 136H141V133H138ZM144 134V133H143ZM166 134V133H165ZM200 134V133H199ZM58 135V134H57ZM149 135V134H148ZM207 135V134H206ZM60 136V135H59ZM58 136V137H59ZM111 136V135H110ZM136 136V137H137ZM210 136V135H209ZM165 137H167V135H165ZM171 139L172 136L170 135ZM110 137H107V142L106 144L102 145L104 146L103 150L110 148L109 146L112 145V141H110L109 139ZM139 138V137H138ZM205 138V137H204ZM207 138V136H206ZM247 138V137H246ZM62 139V138H61ZM161 139V137H160ZM166 141L167 139L164 138ZM171 139H169L171 141ZM209 139V138H208ZM252 139V138H251ZM207 140V139H206ZM210 140V139H209ZM207 140V141H209ZM63 142V140H61ZM60 142V144H62V142ZM163 141V140H162ZM168 141V142H170ZM195 141V140H194ZM197 141V140H196ZM205 141V139L203 140ZM112 142V143H111ZM193 142V141H192ZM55 143V142H54ZM145 143V142H144ZM195 143V142H194ZM200 143V142H198ZM202 143V142H201ZM204 143V142H203ZM53 144V143H52ZM115 144V143H113ZM135 144V143H134ZM133 144V145H134ZM166 144V143H165ZM183 144V143H182ZM55 145V144H54ZM64 145V143H63ZM62 145V146H63ZM116 145V144H115ZM132 145V146H133ZM146 145V144H145ZM203 145V144H202ZM95 145H91L87 152L88 153H92L94 152L95 148L92 147ZM194 146V145H193ZM196 146V145H195ZM112 147V146H111ZM117 147V146H116ZM201 147V146H200ZM206 147V144H205ZM204 147V148H205ZM94 148V149H93ZM120 150V146L118 147ZM146 148V147H145ZM199 147H197L198 149ZM117 149V148H116ZM163 149V148H162ZM200 149V148H199ZM108 150H112V149H108ZM149 151V150H148ZM244 152V153H243ZM149 152H146V154ZM165 153V152H164ZM180 153V152H179ZM150 154V153H149ZM147 154V156L149 155ZM198 154V153H196ZM199 155V154H198ZM201 155V154H200ZM151 156V155H150ZM149 156V157H150ZM154 156V155H153ZM152 156V157H153ZM195 156V155H194ZM197 156V155H196ZM12 157H16L15 160H12ZM148 157V158H149ZM200 157V156H197ZM29 158H34L36 161V163L38 162V165L35 167V169L33 170V174H38L37 178L35 181L39 182L36 183L37 187L36 189L37 194H38V198L36 199L39 202L40 205H37L38 207L35 209L34 207H31L30 204V200L33 197V192H29V187L28 185L30 183H27V178L30 172H28V168L25 169L24 167H21L26 160H28ZM193 158V157H192ZM196 158V157H195ZM12 161H11V160ZM200 159V158H199ZM31 160V159H30ZM152 159H147V163L145 165V175L148 176V173L150 172H158L157 170H155L156 168L153 167V165L151 166V164L148 162H150ZM162 160V159H161ZM188 160V159H187ZM190 160V159H189ZM200 160V161H201ZM55 161V162H54ZM168 161V160H167ZM166 161V162H167ZM198 161V160H197ZM199 161V164H200ZM27 162V161H26ZM145 162V161H144ZM203 164H206L203 160H202ZM209 162V163H210ZM34 163V162H33ZM165 163V162H164ZM221 163V165H220ZM70 164H75L73 165L74 167H71ZM195 165V164H194ZM207 165L209 166V164L207 163ZM202 166V165H199ZM205 166V165H204ZM207 166V167H208ZM190 167V166H189ZM48 168H55V173L52 174L53 172H49ZM203 168V167H202ZM209 168V167H208ZM207 168V169H208ZM211 168V167H210ZM65 170V172L63 171ZM197 170V169H196ZM200 170V169H199ZM214 170V169H213ZM58 171V172H57ZM63 171V173H62ZM87 171V172H88ZM121 171V170H120ZM200 173H196L195 174H204V172H202L203 170H200ZM205 171V169H204ZM208 171V170H207ZM210 171V170H209ZM224 171V172H225ZM229 171V170H228ZM61 172V173H60ZM86 172V173H87ZM161 172V171H160ZM227 172V171H226ZM209 173V172H208ZM222 173V171H221ZM32 174V175H33ZM88 174V173H87ZM153 175V173H150ZM156 174V173H155ZM193 174V173H192ZM20 175V177H21ZM57 175V176H55ZM94 175V174H93ZM164 175V174H163ZM206 175V174H205ZM204 175V176H205ZM216 175V174H215ZM228 175V174H227ZM54 176V177H53ZM86 176V175H85ZM92 176V175H91ZM229 176V175H228ZM32 177V176H31ZM93 177V176H92ZM153 177V176H152ZM158 178L160 176H157ZM198 177V176H197ZM201 177V179H203V176H199ZM203 177V178H202ZM207 178V176H205ZM209 177V175H208ZM214 177V176H213ZM55 178V179H54ZM85 178V177H84ZM87 178V176H86ZM161 178V177H160ZM193 178V177H192ZM215 178V177H214ZM217 178V177H216ZM65 179V180H64ZM91 179V178H90ZM196 179V177H195ZM213 179V178H212ZM14 180V179H13ZM59 180V179H58ZM94 180V179H92ZM91 180V181H92ZM101 180V181H100ZM228 180V179H226ZM57 181V180H56ZM195 181V180H194ZM193 181V182H194ZM213 181V180H212ZM73 182V181H72ZM95 182V180H94ZM94 183V184H97ZM130 182V183H131ZM74 183V182H73ZM128 183V184H130ZM204 183V182H203ZM218 183V182H217ZM221 182H219L220 185ZM5 184V183H4ZM18 184V186H19ZM39 184V185H38ZM56 184V183H55ZM69 184V182H68ZM72 184V183H70ZM93 184V183H91ZM103 184V183H102ZM194 184V183H193ZM208 184V182H207ZM133 184H130V186ZM189 185V184H188ZM201 185V184H200ZM199 185V186H200ZM210 185V184H209ZM6 186V185H5ZM58 186L62 187L61 184H59ZM57 186V187H58ZM92 186V185H91ZM111 186V185H110ZM119 187V185H117ZM128 186V185H127ZM134 186H136L134 184ZM148 186V187H149ZM211 186V185H210ZM10 187V186H9ZM31 187V186H30ZM69 187V186H68ZM192 187V186H191ZM198 188V186H196ZM215 187V186H214ZM220 187V186H219ZM34 188V187H33ZM120 188V187H119ZM123 188V187H122ZM122 188H120L122 190ZM213 188V187H212ZM31 189V188H30ZM126 189V188H125ZM136 189V188H135ZM140 189V190H139ZM139 191L142 192L141 194L146 193V191L149 192V189L146 190V188H143L142 186L139 187ZM179 189V188H178ZM199 189V188H198ZM210 189V187H209ZM9 190V189H7ZM35 190V189H34ZM57 190V188H56ZM118 190V189H117ZM115 190V191H117ZM124 190V189H123ZM171 190V189H170ZM186 190V189H185ZM205 190V189H204ZM84 191V190H83ZM110 191V190H109ZM113 191V190H111ZM125 191V190H124ZM130 191V190H129ZM137 191V190H136ZM137 191V192H139ZM179 191V190H178ZM187 191V190H186ZM193 191V190H192ZM128 192V191H126ZM136 192V194H137ZM139 192V193H140ZM147 192V193H148ZM151 192V190H150ZM149 192V193H150ZM176 192V191H175ZM204 192V191H203ZM80 193V192H79ZM114 193V192H112ZM111 193V194H112ZM146 193V194H147ZM148 193V194H149ZM180 193L182 194V192L180 191ZM63 194V193H62ZM71 194V193H70ZM73 194V193H72ZM117 193L115 192V195ZM119 194V192H118ZM145 194V195H146ZM151 194V193H150ZM185 194V193H184ZM6 195V194H5ZM8 195V192H7ZM56 195V194H55ZM110 195V194H109ZM140 195V194H139ZM138 195V196H139ZM144 195V196H145ZM4 196V195H3ZM85 197L86 195H82V197ZM123 196V195H122ZM151 196V195H149ZM199 196V198H198ZM61 197V196H60ZM71 197V196H70ZM82 197H78L77 200H75V202L73 201L72 203H74L76 205L77 201H81ZM83 197V198H84ZM103 197V196H102ZM109 197V196H108ZM108 197H106L108 199ZM124 197V196H123ZM128 197V196H127ZM140 197V196H139ZM104 198V197H103ZM110 198V197H109ZM119 198V197H116ZM153 198V197H152ZM151 198V199H152ZM163 198H167L164 200V202L162 203V199ZM170 198V199H169ZM57 199V198H56ZM64 199V198H63ZM113 199V198H112ZM124 199V198H123ZM26 200L27 201L26 203ZM101 200V199H100ZM110 200V199H109ZM116 200V199H115ZM127 200V199H126ZM5 201V200H4ZM57 201V200H56ZM61 201V200H60ZM66 202L69 201V199L65 200ZM64 201V202H65ZM71 201V200H70ZM69 201V202H70ZM83 201V200H82ZM104 201V200H103ZM118 200H116L117 202ZM3 204H2V203ZM36 202V201H35ZM55 201L53 200V203ZM101 202V201H100ZM100 202H98L97 200V204H99ZM120 202V199L119 201ZM122 202V201H121ZM124 202V201H123ZM140 201H138L139 203ZM145 203H147L146 201H144ZM61 203V202H60ZM78 203V202H77ZM87 203V202H86ZM94 203V202H93ZM115 203V202H114ZM137 203V205H139ZM152 203V201H151ZM150 203V204H151ZM57 204V203H55ZM113 203H111V208H113ZM58 205V204H57ZM73 205V204H71ZM100 205V204H99ZM110 205V203H109ZM116 205V204H115ZM129 205V203H128ZM127 205V207H129ZM132 205V204H131ZM170 205V204H169ZM260 205V206H261ZM42 206V207H39ZM97 206V205H96ZM94 205V208L96 207ZM133 206V205H132ZM101 207V206H100ZM108 207V204H107ZM121 207V206H120ZM123 207V206H122ZM126 207V206H125ZM131 207V206H130ZM129 207V208H130ZM134 207V206H133ZM136 207V206H135ZM134 207V208H135ZM143 207V206H142ZM141 207V209H143ZM169 207V206H168ZM180 207V208H182ZM40 208V209H39ZM93 208V209H94ZM102 208V207H101ZM109 208V207H108ZM133 208V209H134ZM155 208V210H156ZM61 209V210H60ZM99 209V208H97ZM107 209V208H105ZM120 209V208H119ZM122 209V208H121ZM165 209V208H164ZM198 209V208H197ZM60 210V211H59ZM65 210V208L63 209ZM78 211L80 210V208H74V207H69L66 206V211L64 212L65 216H62V223L66 222L67 219L69 218L68 215L71 214V212L73 211ZM96 210V208H95ZM124 211H126L123 207ZM132 210V209H131ZM143 210H147L144 208ZM139 211V209H137V213L140 212L139 214H141V212L143 211ZM154 210V209H153ZM161 210V209H160ZM102 210L99 209V211H95L94 213L96 214L95 216H99ZM108 210L104 211V213L106 214ZM130 211V209H129ZM135 211V210H134ZM151 211V210H150ZM159 211V210H158ZM77 212V213H78ZM99 212V214L97 215V213ZM132 212V211H131ZM262 212V211H261ZM103 213V214H104ZM109 213V212H107ZM135 213V212H134ZM135 213L134 214H130L128 213V215H130L129 217H123L122 219H129V218H134L137 217L138 214ZM148 213V212H145ZM156 213V212H154ZM164 213V212H163ZM55 214V216H53ZM63 214V213H62ZM63 214V215H64ZM102 214V215H103ZM104 214V215H105ZM137 214V216H136ZM144 214V212L142 213ZM162 214V213H161ZM165 214V213H164ZM202 214V215H201ZM91 215V214H90ZM152 215V212L151 214ZM77 216V215H76ZM82 216V215H81ZM93 216V217H95ZM143 216V215H142ZM141 216V217H142ZM146 217L148 216V214L145 215ZM154 214L150 217H153ZM157 216V214H156ZM155 216V217H156ZM234 216V217H233ZM92 217V215H91ZM94 218V220H96L97 218ZM122 217V216H121ZM145 217V219H147ZM198 217V216H197ZM53 218H57L54 219ZM99 218H102L99 216ZM98 218V219H99ZM97 219V220H98ZM139 219V218H138ZM142 218L139 219V221H141ZM150 219V218H149ZM231 219L233 221H231ZM96 220V221H97ZM133 220V219H131ZM136 220V219H135ZM144 220V217H143ZM184 220V219H183ZM210 220V222L208 221ZM49 221V222H48ZM85 221V220H83ZM93 221V220H92ZM99 221V220H98ZM101 221V220H100ZM134 221V220H133ZM143 221V222H147ZM86 222V221H85ZM150 222V221H149ZM154 222V221H153ZM76 223V222H75ZM80 223V222H78ZM77 223V224H78ZM87 223V222H86ZM92 224L95 223V221L91 222ZM105 223V222H103ZM122 223V222H121ZM120 223V224H121ZM125 224V221L123 222ZM131 223V222H130ZM134 223V222H132ZM131 223V224H132ZM139 223V222H138ZM47 224H51V231H47L46 235L43 236L42 235V231L46 228V227H42L43 225H47ZM89 224V223H88ZM87 224V226H89ZM127 224V223H126ZM129 224V225H131ZM146 224V223H145ZM153 224V223H152ZM151 224V225H152ZM102 225V224H100ZM128 225V224H127ZM136 225V224H135ZM141 226V223L136 225L137 226ZM148 225V224H147ZM144 225V226H147ZM150 225V226H151ZM77 226V225H76ZM86 226V225H84ZM96 226H99V223L96 224ZM103 226V225H102ZM121 226V225H120ZM143 226V227H144ZM147 226L149 227V229L147 231H151V228H153L151 226ZM155 226V225H154ZM157 226V225H156ZM155 226V228H156ZM100 227V226H99ZM133 227V228H136ZM142 227V228H143ZM160 227V226H157ZM70 228V227H69ZM79 228V227H78ZM88 228V227H87ZM86 228V229H87ZM114 228V227H113ZM129 228V227H128ZM135 231V229H133ZM161 228V227H160ZM159 228V229H160ZM48 229V228H47ZM76 229V228H75ZM84 229V228H83ZM82 229V230H83ZM85 229V230H86ZM130 229V228H129ZM154 229V228H153ZM217 229H219L220 235H218L216 232ZM59 230V229H57ZM64 230V228H63ZM70 229H68V232ZM81 230V229H80ZM101 230V229H100ZM110 230V229H109ZM121 230V229H120ZM131 230V229H130ZM137 230V228H136ZM141 230V229H140ZM157 229H155L156 232ZM194 230V228H193ZM84 231V230H83ZM82 231V232H83ZM88 231V230H87ZM125 231V230H124ZM128 231V229L126 230ZM125 231V232H126ZM143 231V230H142ZM146 231V228L145 230ZM154 231V230H153ZM159 231V230H158ZM165 231V230H164ZM200 231V230H199ZM55 232V231H54ZM93 232V231H92ZM97 232V231H94ZM129 231L126 232L129 235H133L135 232L138 233V231ZM154 232V233H155ZM57 233V232H56ZM60 233V232H59ZM104 233V232H103ZM106 233V232H105ZM104 233V234H105ZM125 233V234H126ZM150 233V232H148ZM153 233V232H152ZM162 233V231H161ZM167 233V232H166ZM205 233V235H204ZM52 234V235H51ZM64 234V233H63ZM66 234V233H65ZM81 234V235H80ZM85 234H87L86 236H84ZM97 234V233H96ZM101 234V233H99ZM121 234V233H120ZM124 234V235H125ZM139 234H143V232L139 233ZM139 234H135V235H139ZM147 234V233H146ZM158 234V233H157ZM157 234L154 235L153 234H148L150 236H148L149 240H148V245L147 247H150L149 249L151 250L150 253H154L155 251H157L158 253L155 254V257L157 258L158 256H160L162 253V251L164 249H167L166 246L170 243L168 241V239H161L160 235H164L159 233V236H157ZM12 235H14L15 237H17L19 235L20 241L18 242L19 246L18 248H13L12 246V241L10 240V238L12 237ZM36 235L37 237L35 238ZM57 235V234H54ZM60 235V234H59ZM67 235V234H66ZM71 235V234H69ZM127 235V234H126ZM126 235L124 236V238L126 237ZM32 236V237H31ZM62 236V235H61ZM98 236V235H97ZM128 236V235H127ZM140 236V235H139ZM142 236V235H141ZM68 237V236H66ZM71 237V236H70ZM84 237V241L83 240ZM92 237V236H91ZM101 237V236H99ZM122 237V236H121ZM129 237V236H128ZM127 237V238H128ZM136 237V236H135ZM169 237V235L167 236V238ZM171 237V235H170ZM176 238V236H174ZM59 238V237H58ZM86 238V239H85ZM90 238V237H89ZM143 238V237H142ZM147 238V237H146ZM145 238V240H147ZM173 238V237H171ZM55 239V241H53ZM65 239V237L63 238ZM130 239V238H128ZM132 239V238H131ZM123 240V239H122ZM139 240V239H137ZM65 241V240H64ZM77 241V242H76ZM116 241V240H115ZM127 241V240H125ZM129 241V240H128ZM127 241V242H128ZM133 241V240H130ZM129 241V242H130ZM144 241V239H143ZM58 242V243H57ZM91 242V240H90ZM99 242V241H98ZM134 242V241H133ZM130 242L128 245L132 246V243ZM136 242V241H135ZM139 242H141V240H139ZM146 242V241H145ZM17 243V242H16ZM65 243V242H64ZM63 243V244H64ZM144 243V242H142ZM183 243V242H182ZM15 244V243H14ZM91 244V243H90ZM119 244V243H117ZM145 244V243H144ZM156 244H161L156 246ZM94 245V243H93ZM99 245H101L99 243ZM106 245V244H105ZM124 245V244H123ZM122 245V246H123ZM146 245V244H145ZM68 246H70L68 248ZM89 246V245H87ZM127 246V245H126ZM140 246H142L140 244ZM91 247H93L91 245ZM103 247V246H100ZM113 247V246H112ZM128 247V246H127ZM126 247V248H127ZM138 247V246H136ZM144 247V246H143ZM105 248V247H104ZM133 248V247H132ZM139 248V247H138ZM63 249V250H64ZM115 249V248H114ZM118 249V246H117ZM120 249V247H119ZM141 249V248H139ZM148 249V250H149ZM100 250V249H99ZM104 250V249H103ZM107 250V249H106ZM113 250V249H112ZM138 250V249H137ZM143 250V248H142ZM102 251V248H101ZM101 251H94V254H98L103 255V253L101 254ZM140 251V250H138ZM165 251V250H164ZM226 252L228 253V255L226 254ZM87 253V254H86ZM134 253V252H133ZM142 253V252H141ZM148 253V252H147ZM36 254V253H35ZM33 254V255H35ZM128 254V253H127ZM139 254V253H138ZM135 252V255L137 259V257H139L140 255H138ZM226 254L227 256L225 257ZM106 255V254H104ZM132 255V256H133ZM144 255V254H143ZM149 254H147L148 256ZM152 255V254H150ZM224 255L225 258H222L221 256ZM80 256V257H79ZM83 256V257H82ZM107 256V255H106ZM111 256V255H110ZM109 256V257H110ZM125 256V254H124ZM127 256V255H126ZM131 256V259H133V257ZM145 256V255H144ZM34 257V256H33ZM128 257V256H127ZM146 257V256H145ZM150 257V256H149ZM148 257V258H149ZM36 258V257H35ZM88 258V256H87ZM91 258V256H90ZM130 258V257H129ZM147 258V257H146ZM128 259V260H131ZM135 259V260H136ZM141 259V258H140ZM126 260V261H128ZM134 260V259H133ZM132 260V262H134ZM27 261V263H26ZM88 262V261H87ZM85 263V262H84ZM83 263V264H84ZM90 263H92V261L90 260ZM126 263V262H125ZM88 264V263H86ZM129 264V263H126ZM132 264V263H131Z\"/></svg>", "mask_w": 264, "mask_h": 264}]
</instances>
